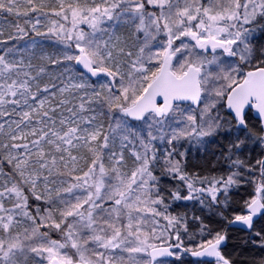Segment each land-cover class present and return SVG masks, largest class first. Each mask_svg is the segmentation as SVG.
Returning <instances> with one entry per match:
<instances>
[{
  "label": "snow or ice",
  "instance_id": "1",
  "mask_svg": "<svg viewBox=\"0 0 264 264\" xmlns=\"http://www.w3.org/2000/svg\"><path fill=\"white\" fill-rule=\"evenodd\" d=\"M0 264H264V0H0Z\"/></svg>",
  "mask_w": 264,
  "mask_h": 264
}]
</instances>
